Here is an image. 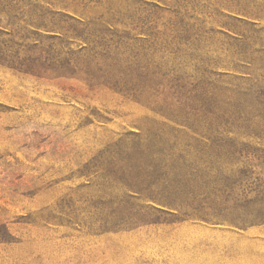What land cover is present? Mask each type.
I'll use <instances>...</instances> for the list:
<instances>
[{
    "label": "rangeland",
    "instance_id": "rangeland-1",
    "mask_svg": "<svg viewBox=\"0 0 264 264\" xmlns=\"http://www.w3.org/2000/svg\"><path fill=\"white\" fill-rule=\"evenodd\" d=\"M0 264H264V0H0Z\"/></svg>",
    "mask_w": 264,
    "mask_h": 264
}]
</instances>
